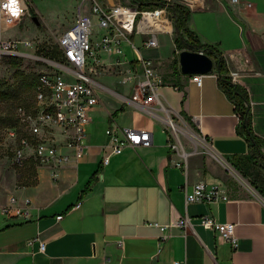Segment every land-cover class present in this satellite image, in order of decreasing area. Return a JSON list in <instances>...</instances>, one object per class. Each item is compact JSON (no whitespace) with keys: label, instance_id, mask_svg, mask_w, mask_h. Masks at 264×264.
<instances>
[{"label":"crops","instance_id":"1","mask_svg":"<svg viewBox=\"0 0 264 264\" xmlns=\"http://www.w3.org/2000/svg\"><path fill=\"white\" fill-rule=\"evenodd\" d=\"M194 1L200 6H190V28L203 43L223 51L230 71L240 72L237 82L249 92L254 132L264 139V0ZM158 38V47H147L144 35H133L136 59L129 57L125 66L135 68L138 78L144 75L143 58L153 59L156 68L165 62L170 39L176 51L174 34L162 32ZM166 71L169 77L172 70ZM99 81L104 86L101 100L91 111L80 159L65 148L70 159L56 173L51 166L38 165L32 184L2 181L0 207L13 195L20 201L27 197L34 218L9 217L0 209V264H264L263 195L228 189L230 200L186 202V188L221 181L215 159L229 161L250 151L237 131L236 104L221 87L216 67L203 74L202 85L185 75L181 89L160 87L149 105L133 100L132 83L112 75ZM170 119L197 133L195 139L179 135L180 145L190 153L184 168L175 165L182 157L169 143ZM113 124L149 130L153 144L129 147L104 165L106 131ZM206 214L237 224L236 248L204 225L201 217ZM180 217L189 218L188 227H170L159 251L163 232L148 223L169 224ZM41 241L46 242L44 251Z\"/></svg>","mask_w":264,"mask_h":264},{"label":"built area","instance_id":"2","mask_svg":"<svg viewBox=\"0 0 264 264\" xmlns=\"http://www.w3.org/2000/svg\"><path fill=\"white\" fill-rule=\"evenodd\" d=\"M231 3H240L241 0H228ZM181 3L188 7L199 3L192 0H165L159 6L141 7L132 0L122 2L117 0L113 4L106 0H80L75 23L59 38L65 63L42 58L49 63L51 69L39 74L35 88L36 101L31 109L19 106L17 109L19 124L0 129V141L13 151V165L16 170H23L29 162L38 165L51 166L55 173L70 159L64 149L71 148L78 159L83 155L87 136V126L92 121L91 111L100 103V90L103 85L98 80L105 66L102 55L114 57L111 65H125L124 42L130 43L138 49L132 35H148L145 40L147 47H158L159 33L174 34L175 16L170 10L172 3ZM252 6L251 3L248 4ZM200 6V5H199ZM15 9V12H14ZM31 4L28 0H0V68L6 57L28 56L41 58L29 53L26 48L31 46L28 40H17L6 37L10 27L20 24L28 16H32ZM101 29L99 38H95V26ZM26 47V48H25ZM113 59V58H112ZM144 75L138 78V73L131 65L128 74L122 76L125 83L133 84V100L149 105L157 100L160 87L168 84L164 75L154 65L151 58H143ZM229 75L237 82L239 71H230ZM194 81L202 85L203 74L192 75ZM177 88V87H176ZM171 134L169 143L182 157L176 161L178 167H187L189 152L180 145L179 135L196 138L197 133L190 127H183L173 119L169 120ZM108 143L105 145L103 164L108 165L114 155L122 154L129 147L146 146L153 144L152 132L140 128H121L117 124L107 128ZM12 141V142H10ZM14 144V146L10 145ZM209 149V148H208ZM211 150V149H210ZM208 150V151H210ZM220 160V159H218ZM223 160V159H221ZM2 180L0 178V193ZM228 186L218 181L211 187L200 182L192 191L186 188V202L213 203L221 200H230ZM80 203L76 208L80 207ZM3 214L9 217H20L25 220L34 218V205L30 198L20 201L17 196H11L9 203L0 207ZM58 215L57 219H62ZM206 227L219 231L221 238L238 246L236 226L234 222H221L210 214L201 217ZM162 230L159 251L162 244L170 237V227L185 228L189 225L188 217H180L169 224L149 222ZM119 244L124 245L120 240ZM42 251L46 242L41 241ZM174 264H186L176 260Z\"/></svg>","mask_w":264,"mask_h":264},{"label":"rangeland","instance_id":"3","mask_svg":"<svg viewBox=\"0 0 264 264\" xmlns=\"http://www.w3.org/2000/svg\"><path fill=\"white\" fill-rule=\"evenodd\" d=\"M31 4L32 16L25 18L20 24L10 27L6 32V37H11L17 40H28L31 42V46L25 47L29 53L38 55L41 58H32L28 56L17 57L19 65L15 66L12 64L11 57H6L0 68V87L2 91H12V95L8 99H0V126L3 120L13 118L18 119L17 109L19 106H24L28 109L33 107L36 97L35 92L23 91L18 94L17 91L21 88L23 77L17 72L18 68L25 73L26 76L32 77L39 74L44 70H49L51 67L49 63L42 59L46 58L49 60H56L65 63L66 60L53 59L47 57L44 53V49L49 47L53 50L59 49L62 51L59 38L60 36L75 23L78 5L80 0H28ZM122 2H128L131 0H121ZM164 2L165 0H160ZM153 6V5H151ZM150 6V7H151ZM157 6V5H156ZM194 15V13H193ZM37 16L40 23H37L33 18ZM176 27L174 30L175 37ZM101 34V29L95 26V38H99ZM169 36V34H166ZM147 39L149 36L144 35ZM133 40V35L130 37ZM138 46H140V40L138 37L135 39ZM130 44V43H129ZM131 45V44H130ZM130 47L123 44L124 50V60L129 61L130 58L136 59V56ZM179 53L182 51L176 50ZM167 56H164L165 62L160 64L159 68H156L161 74H165L167 77L166 69H173L170 64L175 55V47L173 46L172 39H170L169 48L167 50ZM105 66L103 68L102 74L98 77L102 79L103 75H112L118 78L128 74V66L125 65H111L110 62L114 57H105ZM113 58V59H112ZM147 58V57H146ZM172 66V65H171ZM100 82V81H99ZM103 85V84H101ZM104 87V86H103ZM102 87V88H103ZM102 88H99L100 92ZM2 127V126H1ZM0 141V178L5 184H10L16 182L18 185H24L25 180L19 178V173L16 172V167L12 163L14 159L13 151L7 146L9 143L4 142V146ZM12 142V141H10ZM11 146L14 144H10ZM207 151V148H204ZM208 156H211L208 152ZM224 160V161H223ZM215 159V167L221 175V181L227 184L230 191L233 188H238L237 194L247 195V194H258L259 192L255 187H253L250 178L244 176L240 171H238L228 160ZM233 187V188H232Z\"/></svg>","mask_w":264,"mask_h":264},{"label":"trees","instance_id":"4","mask_svg":"<svg viewBox=\"0 0 264 264\" xmlns=\"http://www.w3.org/2000/svg\"><path fill=\"white\" fill-rule=\"evenodd\" d=\"M132 1L140 4L141 7H150L151 5L159 6L163 3L160 0ZM170 10L175 16L176 32L174 42L176 50L181 51L184 49H190L193 51H204L215 59L216 71L219 75V83L226 94L236 104V111L240 115V122L237 126V131L247 139L250 145L249 153L235 155L229 161L244 176L250 178L253 187H255L257 191L264 196V139L259 137L253 129V114L248 90L238 82L234 81L229 75L230 69L223 55V51H221V49L216 45L203 43L200 36L190 28L189 21L193 12L191 8L184 4L175 2L171 4ZM44 53L47 57L53 59L59 60L63 58V53L59 49L55 50L53 48L52 50L51 48L46 47L44 49ZM11 59L13 65H19L17 57H11ZM170 67L173 71L169 77H165L164 75L165 81L168 84H172L178 89H181V77L185 76V74L181 71L177 51H175ZM17 72L23 77L21 88L17 91V93L21 94L23 91L35 92L39 77L36 75L28 77L19 68ZM11 95L12 91H2L0 87V99H8ZM18 124L19 119L14 120L13 118H10L2 121V127L0 126V129L16 126ZM36 168L37 166L34 162H29L23 170H16V172L19 173L20 179L25 180L26 184H32L35 182ZM233 191L238 192L239 189L234 187Z\"/></svg>","mask_w":264,"mask_h":264},{"label":"water","instance_id":"5","mask_svg":"<svg viewBox=\"0 0 264 264\" xmlns=\"http://www.w3.org/2000/svg\"><path fill=\"white\" fill-rule=\"evenodd\" d=\"M40 23L37 16L33 18ZM179 63L183 74H210L216 67L215 59L204 51H193L184 49L179 53Z\"/></svg>","mask_w":264,"mask_h":264},{"label":"snow or ice","instance_id":"6","mask_svg":"<svg viewBox=\"0 0 264 264\" xmlns=\"http://www.w3.org/2000/svg\"><path fill=\"white\" fill-rule=\"evenodd\" d=\"M14 12H15V9H14Z\"/></svg>","mask_w":264,"mask_h":264}]
</instances>
